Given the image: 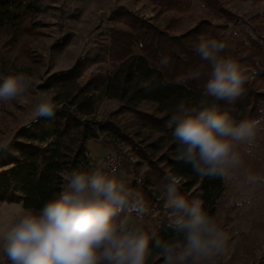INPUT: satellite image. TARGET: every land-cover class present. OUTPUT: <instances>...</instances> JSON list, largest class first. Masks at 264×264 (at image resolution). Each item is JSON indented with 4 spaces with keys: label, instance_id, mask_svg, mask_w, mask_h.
<instances>
[{
    "label": "trees",
    "instance_id": "obj_1",
    "mask_svg": "<svg viewBox=\"0 0 264 264\" xmlns=\"http://www.w3.org/2000/svg\"><path fill=\"white\" fill-rule=\"evenodd\" d=\"M199 1L223 21L213 23L202 19L175 33L171 18L161 27L123 8L117 18L121 26H110L93 52L83 54L74 66L56 74L55 81L59 82H54L62 96L55 105V115L30 118L8 140L7 151L0 152V201L41 208L53 193L61 190L67 172L96 166L87 142L100 139L115 152H119V143L130 145L138 158L132 163L133 174L144 181L137 185L133 180L132 186L143 191L150 205L162 206L161 189L168 183L165 177L176 175L181 179L182 194L201 199L207 211V205L212 203L209 214L216 209L224 182L201 178L193 172L191 164L178 160L179 146L173 142L171 130L165 127L166 121L179 114V104L183 103L186 109L201 106L206 76L187 84H178L176 79L201 66L203 71L209 70L193 50L199 37L224 40L229 45L225 54H231L252 78L245 84V95L233 104L211 98L208 103H217L237 118L257 116L264 108V22L257 21L261 14L243 17L224 8L221 0ZM154 3L160 11L183 9V0ZM37 11L38 6L32 0H0L1 32L14 42L27 19ZM245 38L248 44L243 43ZM162 56L169 57L170 63L160 71L157 64ZM88 60L108 62L110 67L102 66L103 70L91 71L82 79L81 67ZM0 67V71L9 73L4 66ZM103 97L117 100L119 104L106 118L97 120L94 113ZM147 104L149 109L143 107ZM140 164L146 166L141 173L136 168ZM162 220L152 224L162 235H172Z\"/></svg>",
    "mask_w": 264,
    "mask_h": 264
},
{
    "label": "clouds",
    "instance_id": "obj_2",
    "mask_svg": "<svg viewBox=\"0 0 264 264\" xmlns=\"http://www.w3.org/2000/svg\"><path fill=\"white\" fill-rule=\"evenodd\" d=\"M243 43L248 44V39ZM228 47L224 40L204 36L193 44L209 70L201 66L177 77L176 83L206 76L201 106L186 109L179 104V114L165 127L179 146L176 158L191 164L197 176L231 183L243 170L244 183L255 187L264 184V173L246 168L245 157H254L264 143V108L257 116L237 118L217 103H208L211 98L233 104L245 95V84L252 78L231 54H225ZM169 63V57L162 56L158 70ZM32 83L25 73L0 76V102L22 99ZM34 113L54 116L55 105L41 97ZM8 147L7 142L0 143V152ZM165 179L161 215L170 236L151 223L155 210L143 191L132 186L133 180L142 185V177L116 167L90 166L67 172L61 190L39 209L22 202H0V256L6 264H217L231 239L229 233L201 199L181 193L178 176ZM245 204L251 201H237L235 206Z\"/></svg>",
    "mask_w": 264,
    "mask_h": 264
},
{
    "label": "rangeland",
    "instance_id": "obj_3",
    "mask_svg": "<svg viewBox=\"0 0 264 264\" xmlns=\"http://www.w3.org/2000/svg\"><path fill=\"white\" fill-rule=\"evenodd\" d=\"M32 1L38 6V11L29 18L30 20L27 19L25 24L29 28L24 25L14 42H10L8 35L0 30V66L9 70V73L0 71V76L10 75V72L25 73L33 82L31 89L22 99L10 103L0 102V143L8 142L21 125L35 116L34 108L41 97H46L54 105H58L62 95H59L55 85L59 82L55 81L56 74L74 66L83 54L93 52V48L104 40L110 26H121L117 18H120L118 15H121L123 8L161 27L171 18L172 31L175 33L185 31L202 19L213 23L223 21L222 18L212 15L199 0H183V9L172 8V11H160V7L154 3L157 0ZM228 2L221 0L222 6L231 10ZM253 15L242 14L243 17ZM257 21L264 22V15L261 14ZM84 64L80 66L83 72L82 79L91 71L95 72L101 70L102 66L110 65L108 62L89 60ZM118 104L117 100L101 98L97 103L94 118L103 120L117 108ZM143 107L149 109L148 104ZM100 144L103 148H110L113 151L110 155L117 157V168L120 171L128 166L133 173L132 163L138 161V158L132 153L130 145L119 143V152H115L109 144L103 142ZM105 149L99 151L100 156H108ZM245 161L246 168L264 173V143L255 150L254 157H245ZM96 166L103 164L97 162ZM136 168L141 173L146 166L140 164ZM126 174L130 175L129 172ZM192 198L198 197L189 195V199ZM245 200H250L251 204H245L242 208L235 206L237 201ZM151 207L155 210L151 223L159 222L163 219L162 206ZM212 208V203L207 205L208 212ZM211 215L217 218L231 237L225 253L218 258L217 264H264V184L255 187L245 184L241 170L231 183L224 182L223 193ZM0 264H6L2 256ZM155 264L161 262L156 261Z\"/></svg>",
    "mask_w": 264,
    "mask_h": 264
},
{
    "label": "crops",
    "instance_id": "obj_4",
    "mask_svg": "<svg viewBox=\"0 0 264 264\" xmlns=\"http://www.w3.org/2000/svg\"><path fill=\"white\" fill-rule=\"evenodd\" d=\"M228 1L229 2L227 5H229V8L235 11L239 15H242V14L244 15V13H248V15H253L255 13H260L264 15V0H261L255 3H252L251 1H241V0H228ZM100 143H102L100 139H91L87 142L90 154L93 156V158L96 159V162L102 164V158L104 156H100L99 151L105 148H103V146H101ZM105 152H106V155H110L113 153V151L110 148L108 149L106 148ZM121 172L125 174L129 172L130 175H133L131 170H129L128 166H125V168Z\"/></svg>",
    "mask_w": 264,
    "mask_h": 264
},
{
    "label": "built area",
    "instance_id": "obj_5",
    "mask_svg": "<svg viewBox=\"0 0 264 264\" xmlns=\"http://www.w3.org/2000/svg\"><path fill=\"white\" fill-rule=\"evenodd\" d=\"M103 166H107L109 168L116 167L117 168V157L113 155H108L102 158Z\"/></svg>",
    "mask_w": 264,
    "mask_h": 264
}]
</instances>
